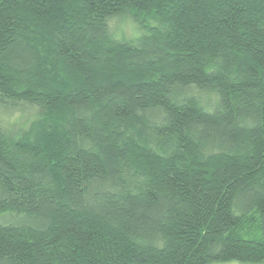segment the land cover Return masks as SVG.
Returning a JSON list of instances; mask_svg holds the SVG:
<instances>
[{
	"label": "trees",
	"instance_id": "1",
	"mask_svg": "<svg viewBox=\"0 0 264 264\" xmlns=\"http://www.w3.org/2000/svg\"><path fill=\"white\" fill-rule=\"evenodd\" d=\"M20 104L43 120L0 123V264H264V0H0Z\"/></svg>",
	"mask_w": 264,
	"mask_h": 264
},
{
	"label": "rangeland",
	"instance_id": "2",
	"mask_svg": "<svg viewBox=\"0 0 264 264\" xmlns=\"http://www.w3.org/2000/svg\"><path fill=\"white\" fill-rule=\"evenodd\" d=\"M109 23L112 34L118 39L131 41L140 33L138 26L126 14L113 17ZM40 57L47 71H52L54 75L60 78L63 76V72H60V66L55 57L43 45L40 51ZM193 92L207 108H212L215 105V96L213 93L198 90H193ZM41 120H43V117L37 110L27 104H20L16 108L9 109L0 107V123L5 130L14 135L29 132Z\"/></svg>",
	"mask_w": 264,
	"mask_h": 264
}]
</instances>
